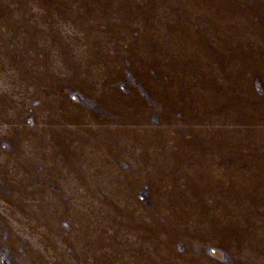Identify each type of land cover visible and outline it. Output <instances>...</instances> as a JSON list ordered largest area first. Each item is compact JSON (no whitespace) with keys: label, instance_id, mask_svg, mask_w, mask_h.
I'll return each instance as SVG.
<instances>
[{"label":"rangeland","instance_id":"374dc122","mask_svg":"<svg viewBox=\"0 0 264 264\" xmlns=\"http://www.w3.org/2000/svg\"><path fill=\"white\" fill-rule=\"evenodd\" d=\"M0 264H264V0H0Z\"/></svg>","mask_w":264,"mask_h":264}]
</instances>
